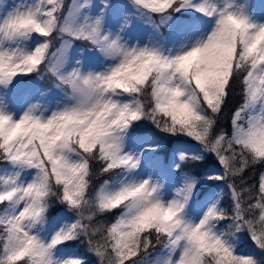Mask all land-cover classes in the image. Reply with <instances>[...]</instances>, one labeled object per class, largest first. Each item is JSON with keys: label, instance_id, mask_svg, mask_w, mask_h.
<instances>
[{"label": "snow or ice", "instance_id": "snow-or-ice-1", "mask_svg": "<svg viewBox=\"0 0 264 264\" xmlns=\"http://www.w3.org/2000/svg\"><path fill=\"white\" fill-rule=\"evenodd\" d=\"M130 3L137 12L159 16L192 8L214 16L215 25L203 41L165 55L156 47H128L118 36L103 34L99 17L85 16L77 23L86 2H74L62 16L64 0H34L0 19V85L7 87L15 77L43 66L72 101L46 119L34 115V109L16 120L0 110V165L18 169L15 175L0 176V264H57L53 249L78 237L98 264H148L149 253L157 248L167 253L162 264H257L234 254L224 238L244 231L264 253V172L258 189L245 186L246 170L264 168V24H250L231 4L217 8L208 0ZM33 34L43 42L31 52L7 46ZM57 34L86 42L113 64L100 73L79 68L62 72L70 45L65 40L53 51ZM237 83L242 102L231 116L230 134L216 132ZM119 96L130 101L117 102L114 97ZM141 118L170 135H186L215 154L223 175L210 179L227 184V212L214 204L198 223L186 222L182 213L194 182L185 183L167 203L149 179L122 182L116 191H109L105 180L92 192L95 177L138 167L139 157L123 151V134ZM24 170L34 172L30 182L20 181ZM52 202L66 205L76 220L45 244L33 229L43 223ZM116 212L110 226L97 223ZM220 221H229L226 232L213 231Z\"/></svg>", "mask_w": 264, "mask_h": 264}, {"label": "rangeland", "instance_id": "rangeland-1", "mask_svg": "<svg viewBox=\"0 0 264 264\" xmlns=\"http://www.w3.org/2000/svg\"><path fill=\"white\" fill-rule=\"evenodd\" d=\"M119 1V0H117ZM85 3H89L90 6H93L95 3L100 5L102 8V11L105 9L107 6V0H83ZM204 0H197V4L203 3ZM34 3V0H14L13 4L11 7L8 8L4 16L7 14V12L11 11L14 7L18 6H27L31 5ZM231 4L236 5L232 2V0H211V4L216 5L217 8H222L224 7L225 4ZM234 10L240 11L243 15V11H241L239 8L233 6ZM97 17L100 18V16L90 14L89 19L90 20H95ZM124 19H121L117 22V18L112 21V22H107L106 19L104 18L101 21V29L102 33L108 35L110 38H115L119 37L120 41L125 44L128 47H144V46H149V47H156L158 48L162 54L165 55H175L178 52L187 50L188 48L192 47L194 44H196L198 41H203L206 39L207 35L211 32L212 28L215 25V17L213 16L211 20L208 23V26H205L203 28H199L197 24L192 23L190 25L192 32L189 34H179L174 38H171L166 41H158L156 37L152 36L149 32L150 28H147L143 33H141L139 36H137L135 33L131 34V38L129 40L125 39L124 33L127 30L129 23H124L122 25ZM260 24H264V11L262 15V21ZM125 27V28H123ZM123 29L120 35L119 30ZM26 39L21 40V45L17 47H11L10 45H7L10 48H19L20 50L26 51V52H31L39 45V37L35 36L32 39L31 45L26 43ZM70 58L64 60V65L63 67L65 68L66 72L71 71L73 68H79L81 72L87 73V72H93V73H100L105 71L108 67H110L113 64V61L110 59L106 58L100 51L97 49L92 50L89 54L85 52V50L82 49L81 46H77L72 44L70 48ZM79 62V63H77ZM16 78V77H15ZM22 86L19 84L18 89H21ZM15 90H9V91H3L0 90V93H4V95H11ZM57 97L46 98L44 101V104L42 107L46 108L49 110L48 113H44L43 111L38 110L35 115L40 114L39 116L43 119L48 118L52 112L58 111L65 106H68L71 104V100L69 99V96L65 95L61 91H54ZM44 91L41 86L39 85H34V86H28L23 94L24 99H28L29 103L39 99L43 95ZM17 96V93L15 94ZM115 100L119 101H130V98L127 96H119V97H114ZM53 100V102L51 101ZM58 101V103H57ZM124 103V102H120ZM24 110L26 112L27 108ZM12 104L9 102L4 103V96L0 94V110L8 112V114L12 113ZM43 114V115H42ZM12 118L14 120L19 119V116H14L11 114ZM124 137V136H123ZM131 139L124 137L123 138V151L126 153H133V156L138 157L137 155L134 154L135 150L130 146ZM151 153H153V156L146 162L141 159L140 164H138V170L137 171H131L128 173L127 176H124L122 173L120 175L116 176V180L113 185H108V190L109 191H116L118 188L121 186V183H129V182H141L145 179H149L151 182L157 184L159 186V191L157 195L159 196L160 200L164 203H167L168 201L172 200L175 195H171V192H173L175 189H180L184 186L182 184L181 186L178 187H173L174 183H171L168 179H173L174 175L172 177H168V175L160 173V171L153 170L151 169V165L153 162L157 159L162 157L160 152L155 151L158 149L157 144L152 143L151 145ZM178 147V143L175 144V149L176 150ZM173 150V151H174ZM145 151V150H144ZM173 151L170 152L168 158H167V165L166 167L168 168L169 166V171H171L172 167L174 166V162L172 160V156L176 157L178 156V153H175L172 155ZM146 155V154H144ZM164 159H162L163 161ZM157 163H160V169L161 167L165 166L164 162L157 161ZM18 169L13 168L11 165H7L2 168V165L0 166V176H7V175H15ZM122 174V175H121ZM34 175V172L32 170H24L20 172V181L23 183L30 182L32 177ZM167 175V177H166ZM182 181V179H180ZM179 181V183H180ZM187 182H194L193 179H188L185 183ZM179 185V184H178ZM100 186V185H99ZM218 186V185H217ZM217 191L214 192H207L204 193L201 197L200 202L197 201V203H194L189 199L188 203L185 206V209L182 213V217L186 222H191V223H198L199 220L203 217L205 212L213 206L214 204L216 205V199H217ZM224 197V196H223ZM222 197V198H223ZM62 213H64L62 211ZM60 213L57 215V217H53V225L50 230H48L49 234L44 238H42V234L38 228L33 229V234H35L42 242L45 244L50 242L51 237L59 231L62 227L66 225H70L75 222V219L72 217H64V215ZM119 215V214H118ZM229 223V221H225ZM213 231L217 233L225 232L221 228V226L216 223ZM227 241V243L230 244V240L232 237H228L227 235L224 237ZM248 245L253 247L251 250H255L257 254L260 252V250L256 247V245L252 242V240L249 237L248 240ZM64 247V246H62ZM62 247H56L53 249V258L57 261V264H62L63 261L70 260V259H78V257L81 253L78 251H72V252H67L62 249ZM157 258L159 259L158 264H162L163 260L166 258L167 253L164 250H160L156 254ZM242 256V255H240ZM247 256V255H246ZM178 257V253H176L173 256V259ZM248 257H251L254 259L257 264H261L260 258L253 257L252 255H249ZM98 262V261H97ZM96 262V263H97Z\"/></svg>", "mask_w": 264, "mask_h": 264}, {"label": "trees", "instance_id": "trees-1", "mask_svg": "<svg viewBox=\"0 0 264 264\" xmlns=\"http://www.w3.org/2000/svg\"><path fill=\"white\" fill-rule=\"evenodd\" d=\"M241 102H242L241 89L239 87V84L237 83L234 84L233 86L232 94L229 96L226 102L223 115L221 116L220 119L217 120V124L215 126L216 132H218L220 129H223L224 131L230 134L231 116ZM142 121L146 126H150L153 129H158L150 120L142 118ZM164 134H166L169 137L172 136L168 133H164ZM176 137L178 138V140L188 143L189 151L193 153V155H188V154L184 155L186 158L189 157L187 164L186 165L184 164L185 160H187L185 159L177 167L184 169L185 172L189 174V176H193L194 178L197 179L196 184L199 189L196 194L194 193L195 199H199L203 191L211 190L215 184H219L220 193L218 194L216 199V206L217 208L224 209L227 212L231 207V197L228 192L227 184L224 181L210 179V177L223 175V168L216 159L215 154L206 151L201 144H199L194 139L187 137L186 135L176 134ZM193 157H196L197 159H192ZM261 172H264V168H261L259 166L251 170H246L245 186L255 185L256 188L258 189ZM109 178L111 177L107 175L95 177L92 181V189H91L92 192H95V190L99 187V185L104 180H108ZM54 207H56V205H51V206L49 205L47 212H49L50 209ZM118 214L119 212L105 214L103 217H99L97 223L110 226L112 223L115 222L116 216ZM218 224L221 226L223 231L226 232L228 223L225 221H220L218 222ZM74 240L76 242H74V244L73 243L70 244L72 247H74V245H77L79 250L80 248L79 245L82 244L84 246L85 251L84 253H82V255L84 257L85 262L87 263L95 262V261L97 262L96 256L88 250V244L83 237H78L77 239ZM229 240H230V245L234 249V254L242 255V256L252 255L253 257L260 258L262 262L261 264H264V253L260 251L257 254V252L254 253L255 250H251L253 249V247L251 248V246L248 245L249 235L246 231L235 234V237ZM158 249L159 248L152 250L149 253V256L147 258L148 264H155L154 254L152 253H154ZM96 262L95 264H98V262L97 263Z\"/></svg>", "mask_w": 264, "mask_h": 264}]
</instances>
